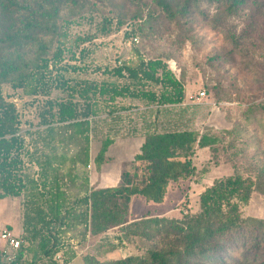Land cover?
<instances>
[{
  "label": "trees",
  "instance_id": "obj_1",
  "mask_svg": "<svg viewBox=\"0 0 264 264\" xmlns=\"http://www.w3.org/2000/svg\"><path fill=\"white\" fill-rule=\"evenodd\" d=\"M78 1L0 0V201L20 199L26 191L32 200V193L42 188L50 195L45 200L47 210L36 200L28 202L30 213L25 216V233L31 243L37 242L39 250L38 258L29 264H53L52 256L59 252L55 247L54 226L64 225L61 203L65 195L60 192L62 179L58 170L51 169L57 162L55 155L45 158L42 169V174L48 168L52 171L48 185L28 181L25 159L30 155L23 123L15 104L3 95L2 86L9 85L13 91L20 90L32 99L31 104H36L38 110L37 126L44 128V142L47 146L50 143L72 147L73 164L87 168L90 141L101 137L93 160L97 171L108 162L106 153L117 138L136 134L131 128L125 136L121 135L126 121L122 114L135 108L132 102L146 108H162L180 106L186 97L181 80L160 57L146 59L135 49L130 61H118L112 68L102 69L87 62L93 53L87 45L95 37H76L68 44L66 31L57 27L62 12ZM150 5L177 24L188 21L192 13L202 16L205 11L202 5H207L221 19L247 13L253 28L264 25V0H150ZM155 16L149 11L146 16H133L130 22L104 18L102 36L124 30V39L136 42L139 35L145 34V26L156 21ZM244 35L231 38L233 50L249 39V33ZM226 57L236 64L232 54L227 53ZM88 72L99 75L101 80L75 76ZM243 120L244 128L252 127V131L264 134V103L243 112ZM235 131L236 127L222 133L211 130L202 134L158 133L147 128L139 154L124 165L117 186L89 188L76 202L84 209L76 215V221L83 227L82 241L87 236L97 238L111 230L118 231L116 243H105L106 248L99 250L105 255L135 239L150 245L143 254L119 259L99 260L94 255H85L81 264H226L233 251H240L241 264H264V220L242 214L253 194L264 196V167L258 164L252 166V173L247 176L235 171L231 176L214 180L199 195V210L194 214L177 219L146 216L128 221L132 197L161 204L171 183L188 180L195 173L192 159L196 150L210 149L216 154L221 135L232 138ZM29 247L21 242L11 263L6 256L4 262L0 252V264H25Z\"/></svg>",
  "mask_w": 264,
  "mask_h": 264
},
{
  "label": "rangeland",
  "instance_id": "obj_2",
  "mask_svg": "<svg viewBox=\"0 0 264 264\" xmlns=\"http://www.w3.org/2000/svg\"><path fill=\"white\" fill-rule=\"evenodd\" d=\"M202 8L205 9L202 16L192 13L188 21L183 20L179 24L160 14L158 9L150 5V0H80L77 5L64 10L60 15L57 27L66 31L68 44L76 37H95L87 45L93 50L87 62H92L95 67L112 68L118 61H130L133 50L136 49L146 59L160 57L167 61L185 89V101L180 106L146 108L139 102H132L135 108L122 114L126 121L122 125L121 135L125 136L131 128L136 130V134L117 138L114 143L125 147V140H134L133 149L128 154H120V150L118 152L114 146L111 152L106 153L108 162L98 171L91 157L87 168L78 163L73 164L72 147L62 148L59 144L50 143L47 146L44 142V128L37 126V105L31 104L32 99L22 91H13L9 85L2 86L3 95L15 104L23 123L22 132L30 155L25 159L28 181L40 186L42 183L48 185L52 178L51 169L58 170L62 179L60 192L64 193L65 199L61 203V222L64 225L58 223L54 226L55 247L59 252L52 256L53 264H81L85 255H94L99 260L125 258L143 254L150 245L145 240L135 239L121 245L113 254L105 255L99 250L106 248L103 245L105 243L115 244L114 238L118 231L111 230L105 236L97 238L87 236L82 241L80 234L83 227L76 221V215L84 211L76 202L89 189V172L94 176L95 171L100 173L102 167L107 165L104 171L108 173L109 180H116L124 165L131 162L134 158L131 157L137 154L140 139H144L147 128L158 133L198 131L202 134L207 130L222 133L233 127H236V131L232 138L221 135L216 154L210 149L196 150L192 159L195 173L188 180L171 183L161 204L147 203L142 197H132L129 222L146 216L177 219L187 213L194 214L199 210V195L214 180L231 176L235 171L247 176L252 173L254 164L264 167V134L252 131V127L244 128L243 120V112L264 103V25L253 28L247 20V13L221 19L212 7L202 5ZM149 11L155 13L156 21L145 26V34L138 36L137 43L125 40L124 30L102 36L104 18L130 22L133 16H146ZM245 33H249V39L241 41L238 48L233 50V45L229 43L231 38L241 35L245 37ZM227 53L232 54L236 64L235 61H228ZM66 60L67 58L65 62ZM75 76L101 80L99 75L89 72ZM202 93L205 94L204 97H201ZM54 95L58 96L59 93ZM129 103L125 101V104ZM100 140L101 137L91 140L90 148H100ZM53 155L57 162L51 169H47L46 174H42L45 158ZM32 194V200L28 199L26 191L20 199L0 201V234L10 232L23 245L29 244L25 264L39 256L37 242L31 243L30 236L25 233V216L30 213L28 202L36 200L47 210L49 205L45 200L50 197L44 188ZM69 211L71 213L67 214ZM242 214L244 217L264 220V196L253 194L249 205L242 209ZM65 216L67 218L64 220ZM7 250L0 238V252L4 256V262ZM226 264H241L240 251L231 252Z\"/></svg>",
  "mask_w": 264,
  "mask_h": 264
},
{
  "label": "crops",
  "instance_id": "obj_3",
  "mask_svg": "<svg viewBox=\"0 0 264 264\" xmlns=\"http://www.w3.org/2000/svg\"><path fill=\"white\" fill-rule=\"evenodd\" d=\"M141 140V144L138 146L137 148V154L140 152V147L142 146L144 139H140ZM129 141V142H128ZM134 140H125L124 142H126V146H120V144L113 143L109 149H108V153L109 151L111 152L112 148L115 146L116 149H118V152L120 150V154H128L129 151H131V149H133V142ZM99 151V146H91L90 148V157L92 160H94V158L96 157L97 153ZM136 154V155H137ZM109 155V154H108ZM135 155H133L131 157V159L134 157ZM91 162V160H90ZM90 164V163H89ZM107 165H104L100 171V173H97L95 171V175L92 176L91 173L89 172V175L87 176V179L89 181V188H99V189H105V188H112V187H116V185L119 182L120 176H117V179H113V180H109L108 177V173H106L104 171V168ZM86 192V191H85ZM85 195V193L83 194V196Z\"/></svg>",
  "mask_w": 264,
  "mask_h": 264
},
{
  "label": "built area",
  "instance_id": "obj_4",
  "mask_svg": "<svg viewBox=\"0 0 264 264\" xmlns=\"http://www.w3.org/2000/svg\"><path fill=\"white\" fill-rule=\"evenodd\" d=\"M138 41H136L137 43ZM201 97H204L205 94H200ZM1 240L7 246L8 250L5 252L6 260L8 263H11L15 260V255L21 246V241L15 238L10 232L4 231L0 234Z\"/></svg>",
  "mask_w": 264,
  "mask_h": 264
}]
</instances>
